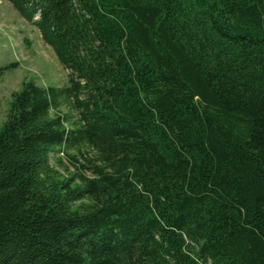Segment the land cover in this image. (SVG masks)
<instances>
[{
  "label": "trees",
  "instance_id": "1",
  "mask_svg": "<svg viewBox=\"0 0 264 264\" xmlns=\"http://www.w3.org/2000/svg\"><path fill=\"white\" fill-rule=\"evenodd\" d=\"M6 1L68 84L0 125V264H264V0Z\"/></svg>",
  "mask_w": 264,
  "mask_h": 264
},
{
  "label": "rangeland",
  "instance_id": "2",
  "mask_svg": "<svg viewBox=\"0 0 264 264\" xmlns=\"http://www.w3.org/2000/svg\"><path fill=\"white\" fill-rule=\"evenodd\" d=\"M25 80L40 86H64L68 84V71L42 41L37 28L8 1L0 0V125L13 92L20 90ZM60 110L67 112V105L62 103ZM64 164L70 172L74 170L66 161Z\"/></svg>",
  "mask_w": 264,
  "mask_h": 264
}]
</instances>
